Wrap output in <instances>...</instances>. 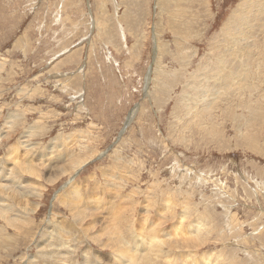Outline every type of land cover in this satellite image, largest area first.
Masks as SVG:
<instances>
[{"label": "rangeland", "instance_id": "rangeland-1", "mask_svg": "<svg viewBox=\"0 0 264 264\" xmlns=\"http://www.w3.org/2000/svg\"><path fill=\"white\" fill-rule=\"evenodd\" d=\"M241 1L0 0V167L23 191L2 214L36 208L0 214V264H119L112 227L159 236V264H264V42L229 33ZM221 57L239 72L215 83Z\"/></svg>", "mask_w": 264, "mask_h": 264}, {"label": "bare ground", "instance_id": "bare-ground-1", "mask_svg": "<svg viewBox=\"0 0 264 264\" xmlns=\"http://www.w3.org/2000/svg\"><path fill=\"white\" fill-rule=\"evenodd\" d=\"M238 5H240L241 6V9L244 11V13L242 14V15H240V14H238V16H234V14L228 19V21H230V23L231 24H229L230 25V27H229V25H228V28H229V33L231 34H245L246 36L247 35H251V36H253L255 33L258 35V34H261L260 36H262L261 38H263L262 40H261V42L263 41L264 42V0H243V1H241L240 2V4H238ZM242 11V12H243ZM242 27L244 28V30H242ZM103 29V28H102ZM223 30H225V31H227V28H226V26H225V28H223L222 27V31ZM225 31H223V32H225ZM226 33V32H225ZM223 34V33H222ZM228 34V33H227ZM219 36V35H218ZM228 36H229V34H228ZM231 36V35H230ZM237 36V35H236ZM235 35H233V39L236 37ZM241 36V35H240ZM239 36V37H240ZM243 36V35H242ZM238 37V36H237ZM244 37V36H243ZM242 37V38H243ZM259 37V36H258ZM231 38H232V36H231ZM236 39V38H235ZM234 39V40H235ZM234 40H232V42L234 41ZM238 40H240L239 38H238ZM228 41V40H227ZM236 41V40H235ZM241 41V40H240ZM231 42V41H230ZM242 42V41H241ZM240 42V43H241ZM254 42V41H253ZM220 43H221V41H220ZM224 43H226V42H224ZM258 43V42H257ZM213 44V43H212ZM245 44H247V43H245ZM239 45V44H238ZM242 45H244V43L242 44ZM242 45H241V47H242ZM258 45V44H257ZM260 45V44H259ZM212 47V46H211ZM256 47V46H255ZM238 48V47H237ZM253 48V47H252ZM241 49V48H240ZM160 50V49H159ZM241 50H244L243 48L241 49ZM254 50V49H253ZM223 51V50H222ZM236 51H238V49L236 50ZM256 51H258V50H256ZM217 52V51H216ZM159 53V52H158ZM242 53V52H241ZM246 53L250 56V54H252L250 51H247V49H246ZM258 53V52H257ZM262 53L264 54V47L261 49V55H262ZM242 54H244V53H242ZM191 55V54H190ZM234 56H235V54H234ZM257 56H258V54H257ZM1 57V56H0ZM232 57V56H231ZM236 57V56H235ZM244 57H245V55H244ZM262 57V56H261ZM237 58V57H236ZM255 58V57H254ZM226 59V58H225ZM260 59H263V58H260ZM211 60V59H210ZM217 60V59H216ZM235 60V59H234ZM256 60V59H255ZM259 60V59H258ZM264 60V59H263ZM241 61V60H240ZM251 61H252V59H251ZM251 61H249V62H251ZM260 61V60H259ZM259 61H258V63H259ZM231 62H232V59L231 60H229V62L227 63V60H226V65H224V66H226V68L224 69V66H223V57H221L220 59H219V62L217 63V65H215V67L212 69H208L210 72H212V73H210V75H207V74H205L206 75V77H208V79L209 78H211V80H213L215 83H217V82H222V81H229V80H232V78H234L235 77V74H236V72H237V75H238V67L237 66H234V65H232L231 64ZM244 62V61H243ZM248 62V63H249ZM253 62V61H252ZM1 63V62H0ZM242 63V62H241ZM238 64V63H237ZM264 64V63H263ZM220 65H221V69L219 68L220 67ZM203 66V65H202ZM228 66V67H227ZM259 66V65H258ZM241 67V66H240ZM197 68V67H196ZM242 68V67H241ZM201 69V68H200ZM199 69V70H200ZM244 69H246V68H244ZM157 70V69H156ZM240 70V69H239ZM243 70V69H242ZM208 71V72H209ZM148 72V71H147ZM195 73V72H194ZM47 74V73H46ZM161 74V73H160ZM51 75V74H50ZM158 75V74H157ZM260 75V74H259ZM263 75V74H262ZM246 76H247V74L245 73L244 74V76H242V77H244V78H246ZM194 79L195 78H193V80L190 82V84L191 83H195V81H194ZM259 79V78H258ZM263 79V78H262ZM197 80V79H196ZM202 80V79H201ZM152 81V80H151ZM198 81H200V80H198ZM236 81V80H235ZM245 81L247 82V80L245 79ZM260 80H258V82H259ZM240 82V81H239ZM239 82H237V83H239ZM209 83V82H208ZM241 83V82H240ZM243 83V82H242ZM212 84V83H211ZM222 84V83H221ZM235 84V83H234ZM229 85V84H228ZM253 85V84H252ZM207 86V85H206ZM255 86H257V85H255ZM214 87V86H213ZM226 87V86H225ZM242 87V86H241ZM190 88H191V86H190ZM193 88V87H192ZM215 88V87H214ZM209 89V88H208ZM217 90V89H216ZM216 90L214 91V93H213V96H214V94L216 93ZM206 91H207V89H206ZM254 91V90H253ZM201 92V91H200ZM199 92V93H200ZM220 92V91H219ZM218 92V93H219ZM247 92V91H246ZM20 95V94H19ZM160 96V95H159ZM165 96V95H164ZM188 96V95H187ZM203 97V96H202ZM197 99V98H196ZM211 99H213V98H211ZM241 101V100H240ZM179 102V101H178ZM189 103V102H188ZM213 103V102H212ZM214 104V103H213ZM176 105V104H175ZM29 107V106H28ZM183 107V106H182ZM204 107V106H203ZM191 108V107H190ZM212 108V107H211ZM34 109V108H33ZM142 110V109H141ZM259 110V109H258ZM178 111H180V110H178ZM14 113V112H13ZM13 113H8V119H10V121H12V124H13V122L15 123V121H16V119L18 118V115L15 113V114H13ZM185 113V112H184ZM20 116V115H19ZM45 116V115H44ZM204 116V115H203ZM49 117V116H48ZM177 117V116H176ZM196 117H198V116H196ZM42 118V117H41ZM10 121H8V126H9V124H10ZM36 121V120H35ZM217 121V120H216ZM202 122V121H201ZM5 123H7V120H6V122ZM40 123V122H39ZM33 124V123H32ZM42 125V124H41ZM222 125V124H221ZM12 126V125H11ZM13 126H15V124L13 125ZM12 126V127H13ZM43 126V125H42ZM40 127V126H39ZM44 127V126H43ZM7 128V127H6ZM11 128V127H10ZM9 128V129H10ZM26 130V129H25ZM34 130V129H33ZM124 130H125V128H124ZM3 131V130H2ZM6 130H4V132H5ZM8 131V130H7ZM24 131V130H23ZM88 131V130H87ZM4 132H1L0 131V142H2V134H4ZM13 132V131H12ZM27 132V131H26ZM31 132V131H30ZM36 132V131H35ZM89 132V131H88ZM81 133V132H80ZM87 133V132H86ZM6 134V133H5ZM31 134V133H30ZM33 134V133H32ZM90 134V133H89ZM27 135H29V134H27ZM87 135V134H86ZM6 136V135H5ZM31 137V136H30ZM178 137V136H177ZM74 139V138H73ZM52 140V139H51ZM24 141V140H23ZM23 141H20V142H23ZM26 141H27V139H26ZM120 142V141H119ZM118 142V143H119ZM34 143V142H33ZM64 143H65V141H64ZM16 144V143H15ZM65 146V145H64ZM11 148V147H10ZM13 149V148H12ZM16 149V148H15ZM8 150V149H7ZM20 153V152H19ZM92 153V152H91ZM9 154V153H8ZM15 154V153H14ZM15 156H16V154H15ZM56 156V155H55ZM9 157V156H8ZM7 158V157H6ZM18 158V157H17ZM63 158V157H62ZM13 159H16V158H13ZM21 159V158H20ZM19 159H17V161H18ZM43 160V159H42ZM16 161V164H18L19 162H17ZM20 161V160H19ZM33 161V160H32ZM73 161V160H72ZM30 162H31V160H30ZM35 162V161H34ZM33 163V162H32ZM70 162L68 161V164H69ZM74 163H75V161H74ZM73 163V164H74ZM83 163H85V161L83 162ZM34 164V163H33ZM67 164V163H66ZM75 164H77V166H78V163H75ZM86 164V163H85ZM27 165V164H26ZM40 166V165H39ZM38 165H37V167H39ZM66 166H68V165H66ZM73 166V165H72ZM7 167V166H6ZM16 167V166H15ZM35 167H36V163H35ZM36 167V170L38 169ZM70 167H71V165H70ZM18 168V167H17ZM63 168H64V166H63ZM67 169L69 168V167H66ZM73 168V167H72ZM71 168V169H72ZM7 169H8V167H7ZM20 169V168H19ZM19 169L17 170V171H19ZM28 169V168H27ZM58 169V168H57ZM59 169H61V167H59ZM66 169V170H67ZM71 169H69V171L71 170ZM74 169V168H73ZM72 169V170H73ZM23 170V169H22ZM31 170V169H30ZM64 170H65V168H64ZM8 171L10 172V173H8ZM8 171H6V170H4L3 169V167H0V195L1 194H3L4 193V191L6 192L7 190H8V187H9V190H8V192H6V193H8L7 195H8V199H9V196L11 197V199H16L17 198V196L19 195V193H23V191H21V192H17L18 193V195L17 194H15L14 192H13V188L10 190V187L11 186H14L15 185V182H20V177H19V175L17 174V172L14 170V168H10V169H8ZM38 171V170H37ZM41 171V170H40ZM39 171V172H40ZM29 172V171H28ZM34 172V171H33ZM32 172V173H33ZM39 172H37V175L39 174ZM19 173V172H18ZM25 173V172H24ZM23 173V174H24ZM31 173V174H32ZM51 173V172H50ZM8 174H10V176H9V178L7 179V181H8V183L7 182H4L2 179L3 178H7L8 177ZM28 174V173H27ZM30 174V173H29ZM30 174V175H31ZM35 174V173H34ZM33 174V175H34ZM53 174V173H52ZM60 174V173H59ZM59 174H58V176H59ZM70 174H71V172H70ZM36 175V176H37ZM57 175V174H56ZM26 176V175H25ZM35 176V175H34ZM61 176V175H60ZM63 176V175H62ZM70 176V175H69ZM29 177V176H28ZM38 177V176H37ZM37 177H35V179L37 180L38 178ZM41 177V176H40ZM57 177V176H56ZM32 178V177H31ZM52 178V177H51ZM50 178V179H51ZM58 178V177H57ZM48 179V178H47ZM49 179V180H50ZM6 180V179H5ZM52 180V179H51ZM120 180V179H119ZM22 182V181H21ZM34 183V182H33ZM18 185H23L22 183H20V184H18ZM25 185V184H24ZM28 185V184H27ZM17 186V185H16ZM18 187V186H17ZM20 187V186H19ZM25 187V189L27 188V186H24ZM14 188H15V186H14ZM73 188V187H72ZM22 189V188H21ZM75 189V188H74ZM77 189V188H76ZM75 189V190H76ZM27 190V189H26ZM30 190V189H29ZM31 190H32V187H31ZM37 190V189H36ZM73 190V189H72ZM119 190V189H118ZM20 191V190H19ZM16 192V191H15ZM78 192V191H77ZM11 193V194H10ZM29 193H31L30 191H29ZM33 193V192H32ZM5 195V194H4ZM23 195H25V194H20V196H23ZM29 195V194H28ZM32 195V194H31ZM36 195V194H35ZM38 195H40L39 193H37V195L36 196H38ZM71 195H73L71 198L72 199H74V198H76V196H75V192H74V194H70V196ZM77 195V194H76ZM79 195V194H78ZM6 196V195H5ZM4 196V197H5ZM1 197H3V196H0V214H1V218H4L3 220H5L6 221V223H4L3 225H2V228H3V231H4V229H8L10 226H12L13 225V221L14 222H16L15 220H17L16 218L18 217L19 218V220H23V219H28L29 220V218H30V214L32 213H30V211H32V210H30V209H33V208H30L29 206V210H25V211H23V210H20V208H19V210L20 211H18V212H15L14 213V215L13 216H9V217H5L3 214H2V212H4L5 210H7V212H12V205H10V206H5L6 207V209L3 207V203H4V200L5 199H3V198H1ZM29 197V196H28ZM21 198V197H20ZM23 198H24V196H23ZM22 198V199H23ZM70 197H68V199H69ZM77 198H78V196H77ZM76 198V199H77ZM7 199V198H6ZM7 199V200H8ZM18 199V198H17ZM25 199V198H24ZM63 199V198H62ZM68 199H66V201H68V203H70L69 204V209L71 208V206H72V209H75V207L77 206V204L74 206V203L72 202V200H68ZM19 200V199H18ZM6 201V200H5ZM10 201V200H9ZM8 201V202H9ZM16 201V200H15ZM14 201V202H15ZM20 202L22 201V200H19ZM74 201V200H73ZM11 202V201H10ZM19 202V203H20ZM26 202V201H25ZM28 202V201H27ZM164 202V201H163ZM168 202V201H167ZM167 202H166V204H167ZM22 203V202H21ZM20 203V204H21ZM28 203H31V202H28ZM36 203V202H35ZM64 203V202H63ZM66 204H67V202H65ZM76 203H78L77 201H76ZM89 203V202H88ZM264 203V202H263ZM6 204H7V202H6ZM9 204V203H8ZM7 204V205H8ZM16 204V203H15ZM24 204V203H23ZM34 203H32L31 205H33ZM65 204V205H66ZM90 204H93L92 202H90ZM165 204V205H166ZM25 205V204H24ZM36 205V204H35ZM87 206H86V209H88V210H90V213H89V217L90 218H88V219H85V216L87 215V212H86V210L85 209H81L80 207V209L79 210H76V212L78 213H76V215H78V219H80V221L79 222H81V220L82 221H85L87 224V226H91L90 224H95L96 222H97V220H96V216H97V214L96 213H93L92 214V211H94L95 210V208L92 206V205H89V204H86ZM163 205V204H162ZM63 206H64V204H63ZM67 206H68V204H67ZM66 206V207H67ZM94 206H96V204L94 205ZM14 207V206H13ZM17 207V206H16ZM25 207V206H24ZM56 207V206H55ZM65 207V208H66ZM167 207H168V205H167ZM164 208V207H163ZM14 209V208H13ZM17 209V208H16ZM26 209H28V208H26ZM34 210V209H33ZM35 210H36V208H35ZM34 210V211H35ZM169 210V209H168ZM14 211V210H13ZM72 211V210H71ZM8 214V213H7ZM13 214V213H12ZM11 214V215H12ZM35 214V213H34ZM32 215L33 217H35V215ZM74 214V213H73ZM71 215V214H70ZM88 216V215H87ZM72 217L74 218V217H76V216H74V215H72ZM77 218V217H76ZM75 218V219H76ZM114 218V217H113ZM225 219V218H224ZM91 220V221H90ZM103 220V219H102ZM75 221V220H74ZM107 221V220H106ZM1 222V221H0ZM26 222H28V221H26ZM30 222V221H29ZM52 222H53V220H52ZM55 222V221H54ZM77 222V221H76ZM142 222V221H141ZM33 223V222H32ZM196 223H198V222H196ZM28 224V223H27ZM81 224V223H80ZM158 224V223H157ZM16 225V224H15ZM23 225V224H22ZM98 225H101V224H98ZM104 225V224H103ZM181 225V224H180ZM198 225V224H197ZM20 226V225H19ZM82 226V225H81ZM113 225L111 224V226H107L108 227V229L110 228V227H112ZM131 226V225H130ZM16 228H18L17 226H15ZM57 227V226H56ZM83 227V226H82ZM99 227V226H98ZM102 227V226H101ZM116 227H118V226H116ZM133 226H131V228H132ZM23 228V227H22ZM58 229H59V227H57ZM112 228H114L115 230H113ZM111 229H109V230H107V231H109V238H108V242H106V243H108L107 245H109V247L111 246L112 248L111 249H113L114 250V248H113V246L115 247V249L117 250V252H113V253H117V255L116 256H118V257H116V256H114V257H116L117 258V261H119V264H130L131 262H138V264H159V259H157V261L155 260V258H156V256H155V258H151L150 256H149V253H151V252H153L154 250H156V249H158V247H156V245L154 244V242H157L158 241V237H156V234L155 235H153L152 237H149L148 235V237L147 238H141L140 240H135V242L133 241V242H127V241H122V240H120V237L119 238H117L118 237V235H117V237H116V233L118 234V232H117V230H116V228L115 227H112ZM119 228V227H118ZM130 228V227H129ZM130 228V229H131ZM140 228V227H139ZM201 228V227H200ZM57 229V230H58ZM83 229H84V231L86 232V228H84L83 227ZM88 229V228H87ZM107 229V228H106ZM135 229V228H134ZM142 229V228H141ZM192 229H193V227H192ZM60 230V229H59ZM89 230H91V229H89ZM94 230V229H93ZM119 230V229H118ZM143 230V229H142ZM198 230V229H197ZM14 231V230H13ZM20 231V230H19ZM22 231H24V230H22ZM37 231V230H36ZM133 231H135V230H133ZM137 231H140V230H137ZM143 231H145V230H143ZM7 233H8V231H6ZM5 232V233H6ZM18 232V231H17ZM31 233H32V231H30ZM30 232H28V233H30ZM61 232V231H60ZM120 232V231H119ZM141 232V231H140ZM147 232V231H146ZM146 232H143V235H144V233H146ZM175 232V231H174ZM193 232V231H192ZM54 233V232H53ZM123 233V232H122ZM138 233V232H137ZM165 233V232H164ZM170 233V232H169ZM169 233H166V234H168L169 235ZM4 234V233H3ZM35 234V233H34ZM59 234V233H58ZM142 234V233H141ZM166 234H163L162 233V235L164 236V235H166ZM171 234V233H170ZM17 235H19V234H17ZM25 235V234H24ZM23 235V236H24ZM32 235V234H31ZM62 235V234H61ZM60 235V236H61ZM138 236H140V234H137ZM159 235V234H158ZM8 236H10V235H8ZM27 236H29L30 237V239L32 238L30 235H27ZM26 236V237H27ZM52 236V235H51ZM102 236H105V235H102ZM131 236V235H130ZM169 236H171V235H169ZM12 237V236H11ZM21 237V236H20ZM25 237V238H26ZM54 237V236H53ZM98 237H99V235H98ZM108 237V236H107ZM199 237V236H198ZM10 238V237H9ZM15 238V237H14ZM24 238V239H25ZM34 238V237H33ZM90 238V237H89ZM100 238V237H99ZM91 239H93L94 240V238L92 237V238H90V240ZM135 239V238H134ZM10 240V239H9ZM55 240V239H54ZM130 240V239H129ZM11 241V240H10ZM17 241V240H16ZM99 241V240H98ZM97 241V242H98ZM103 241V240H102ZM106 241H107V239H106ZM162 241V240H161ZM190 241V240H189ZM250 241V240H249ZM2 242V241H1ZM31 242V241H30ZM33 242V241H32ZM203 242V241H202ZM8 243V242H7ZM102 243V242H101ZM101 243H99V244H101ZM123 243H126V246H124V245H122ZM131 245H130V244ZM189 243V242H188ZM14 245H15V243H13ZM20 244V243H19ZM36 244V243H35ZM162 244H163V241H162ZM178 244V242H175V241H173L172 240V242H170V243H168L167 245H169V247H175L176 245ZM191 244H193V245H196L197 243L195 242V241H193L192 239H191ZM190 244V245H191ZM23 245V244H22ZM48 246H50L51 244L50 243H48L47 244ZM67 245V244H66ZM106 244L104 243L103 244V246L102 247H104ZM150 245H152V246H150ZM184 245H186L185 243H184ZM7 246H8V244H7ZM178 246V245H177ZM187 246V245H186ZM101 247V248H102ZM161 247V246H160ZM44 248V250H45V247H44V245L42 246V249ZM108 248V247H107ZM151 248H152V250H151ZM25 249V248H24ZM110 249V250H111ZM88 250V249H87ZM159 250H161V249H159ZM40 251H42V250H40ZM86 251V250H85ZM89 251V250H88ZM115 251V250H114ZM23 252V251H22ZM25 252V251H24ZM43 252V251H42ZM91 252V251H90ZM157 252H158V250H157ZM161 252V251H160ZM169 252V251H168ZM44 253V252H43ZM42 253V254H43ZM50 253V252H49ZM87 253V252H86ZM45 254V253H44ZM43 254V255H44ZM167 254V253H166ZM25 255V254H24ZM46 255V254H45ZM44 255V256H45ZM48 255V254H47ZM53 254L52 253H50V256H52ZM92 255H93V252H92ZM155 255V254H154ZM186 255V254H185ZM212 255V254H211ZM20 256V255H19ZM25 256H27V255H25ZM67 256V255H66ZM98 256V255H97ZM206 256V255H205ZM21 257V256H20ZM46 257V256H45ZM57 257V256H56ZM88 257H90V256H88ZM88 257L86 256V254H84V256H83V260L86 262V263H88L91 259H92V257H91V259L89 260L88 259ZM101 257V256H100ZM112 257V256H111ZM157 257H160V256H157ZM17 258V257H16ZM64 258V257H63ZM108 258H109V256H108ZM170 258V257H169ZM186 258V257H185ZM203 258V257H202ZM20 259V258H19ZM23 259H24V257H23ZM27 259V258H26ZM65 259V258H64ZM69 259V258H68ZM75 259V258H74ZM154 259V260H153ZM162 259V258H161ZM165 259H167V258H165ZM207 259H209L208 257H207ZM22 260V259H21ZM56 260V259H55ZM94 260V259H93ZM163 260V259H162ZM179 260V259H178ZM183 260V259H182ZM205 260V259H204ZM24 261V260H23ZM36 261V260H35ZM38 261V260H37ZM47 261V260H46ZM71 261V260H70ZM106 261V260H105ZM181 261V260H180ZM184 261V260H183ZM185 261H186V259H185ZM195 262H196V260H194ZM17 262V261H16ZM83 262V261H82ZM209 262V261H208ZM207 262V263H208ZM35 263V262H34ZM41 263V262H40ZM52 263V262H51ZM50 263V264H51ZM54 263V262H53ZM52 263V264H53ZM178 263V262H177ZM189 263V262H188ZM204 263V262H203ZM202 263V264H203ZM206 263V264H207ZM212 263V262H211ZM21 264V263H20ZM23 264V263H22ZM24 264H25V262H24ZM36 264H37V262H36ZM71 264V263H70ZM89 264V263H88ZM133 264H135V263H133ZM183 264V263H182ZM185 264V263H184ZM199 264H200V261H199Z\"/></svg>", "mask_w": 264, "mask_h": 264}]
</instances>
